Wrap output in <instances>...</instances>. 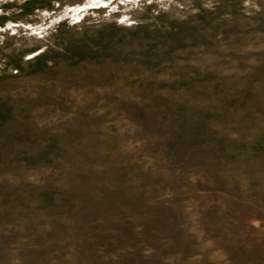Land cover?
Wrapping results in <instances>:
<instances>
[{
    "label": "rangeland",
    "instance_id": "obj_1",
    "mask_svg": "<svg viewBox=\"0 0 264 264\" xmlns=\"http://www.w3.org/2000/svg\"><path fill=\"white\" fill-rule=\"evenodd\" d=\"M0 264H264V0H0Z\"/></svg>",
    "mask_w": 264,
    "mask_h": 264
}]
</instances>
